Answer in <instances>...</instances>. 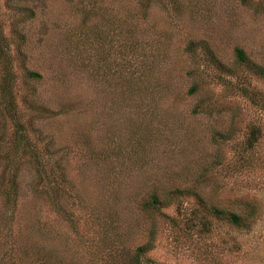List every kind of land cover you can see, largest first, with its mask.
Listing matches in <instances>:
<instances>
[{
	"label": "rangeland",
	"instance_id": "1",
	"mask_svg": "<svg viewBox=\"0 0 264 264\" xmlns=\"http://www.w3.org/2000/svg\"><path fill=\"white\" fill-rule=\"evenodd\" d=\"M161 1L165 7H153L133 29L128 0H96L90 18V0H0L15 100L30 97L60 112L29 140L38 149L51 146L41 152L44 178L60 160L72 188L63 205L75 229L34 192L49 193L52 179L44 186L32 170L25 172L18 227L85 264L86 249L101 242L106 224L125 251L145 241L151 220L140 203L149 192L191 189L220 209L255 202L253 224L236 229L192 198H179L163 210L168 218H156L143 264H264V79L234 57L240 48L264 65V0H176L175 12ZM190 40L206 41L234 73L218 71L201 51L188 54ZM28 71L42 78L29 79ZM4 74L0 57V108ZM238 84L260 105L229 88ZM197 107L202 111L193 112ZM3 118L0 134L8 144L14 126ZM252 130L259 135L248 148Z\"/></svg>",
	"mask_w": 264,
	"mask_h": 264
},
{
	"label": "trees",
	"instance_id": "2",
	"mask_svg": "<svg viewBox=\"0 0 264 264\" xmlns=\"http://www.w3.org/2000/svg\"><path fill=\"white\" fill-rule=\"evenodd\" d=\"M91 9L86 13L87 18L94 16L92 10L96 7V0ZM127 1V0H126ZM132 5L128 10L132 20L133 29L138 25L139 21L147 20L150 10L155 6L163 5L165 2L161 0H128ZM171 4L170 9L177 11L179 3L176 0H168ZM245 5H251V0H243ZM86 18V17H85ZM8 48L7 40L3 35V28L0 24V57L4 63V80L5 83L1 88L2 107L0 115L3 119H9L14 126V131L10 136L12 140L6 144L7 138L4 134H0V200L2 202L3 211L0 212V264H78L75 260H69L55 254L50 250V247L42 240L38 241L32 235H27L18 227L19 220V202L22 191V186L25 183V172L32 170L33 175L37 177V181L44 182V186H48L47 181L51 182L52 188L48 191L42 187V191L34 188V192L46 198L57 214L66 222L69 221V226L73 227L74 222L70 219L69 212L65 209L63 202L72 195L67 187L70 186L69 179L64 172L60 160L54 163L57 170L52 171L46 178L42 172V156L41 152H48L50 144L43 145L42 149H38L34 142H30V133L40 136L41 132L37 129V125L41 124L46 119L54 118L60 114L57 110H51L47 107L39 105L37 101L31 100L30 97H22L21 103L15 100L12 90V85L15 77L12 72L11 61L6 56ZM185 51L188 54L196 55L201 51L205 60L212 67L220 72L234 73L228 69L224 63L214 54L204 40H190L185 46ZM235 61L239 66L253 73L254 76L264 79V65L253 62L245 52L236 48L234 50ZM233 71V70H232ZM25 76L29 79L40 80L42 77L36 72H26ZM234 93L249 101L252 105H260L258 95L254 94L248 87L236 86L229 87ZM196 86L189 89L190 93H194ZM36 96L35 93H32ZM212 108L208 109L211 111ZM202 111L200 107L194 109L193 112ZM259 131L252 130L247 139L248 148L253 147L257 143ZM7 145V146H6ZM29 147V148H28ZM31 153V155H30ZM56 172V174H54ZM68 185V186H67ZM192 198L200 210L205 214H209L214 218H220L226 221L229 225L236 229H247L253 224V220L258 213V207L251 200H240L242 206L238 211L229 209H220L213 204H208L204 195L191 189L174 188L165 194H160L157 191H151L146 195L144 201L140 203V211L151 220L150 228L146 230V239L143 243L136 245L132 250L119 248L117 243L110 237L115 236L114 228L106 224L100 232L101 242L91 248L90 245L86 249L84 258L85 264H143L147 256L153 250L156 237V218H168L163 212L173 201L179 198ZM200 227L206 231L208 222L201 218ZM118 236V235H117Z\"/></svg>",
	"mask_w": 264,
	"mask_h": 264
}]
</instances>
